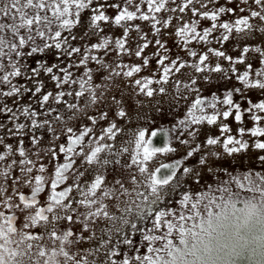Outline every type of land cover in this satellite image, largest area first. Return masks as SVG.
<instances>
[{"label":"snow or ice","instance_id":"6c2138e0","mask_svg":"<svg viewBox=\"0 0 264 264\" xmlns=\"http://www.w3.org/2000/svg\"><path fill=\"white\" fill-rule=\"evenodd\" d=\"M262 121L264 0H0V264H264Z\"/></svg>","mask_w":264,"mask_h":264},{"label":"rangeland","instance_id":"374dc122","mask_svg":"<svg viewBox=\"0 0 264 264\" xmlns=\"http://www.w3.org/2000/svg\"><path fill=\"white\" fill-rule=\"evenodd\" d=\"M224 47L225 48H228V49H231V41L226 42V44L224 45ZM232 54H236L235 51H233ZM249 55H251V53ZM237 67L240 68L241 70H243V64H238ZM251 97H252V99L254 101L256 99H258V98H261L260 95H259V93L255 92V91L251 92ZM236 98L238 99L239 97H236ZM245 106H247V105H245ZM228 122L231 123V124H233V126H235V122L233 120L229 119ZM251 123H252L251 119L249 118L248 114L245 113V124L247 126H250ZM262 123H264V121H262ZM244 162L247 163V160H245ZM178 192H179V190H177L176 192L169 193L166 196V200L165 201H161L159 206L160 207L173 206L174 199H178L179 198ZM150 224H151V214H148V217L146 219H143V220L138 219V221H137V228L138 229L139 228H143V227H145V225H150ZM129 234L133 235L135 237V239H136L137 242L140 241V233L138 231L135 232V233H132L130 231V226H129Z\"/></svg>","mask_w":264,"mask_h":264}]
</instances>
